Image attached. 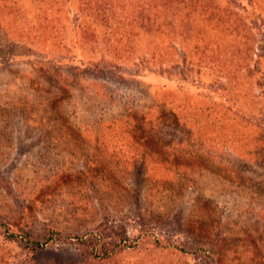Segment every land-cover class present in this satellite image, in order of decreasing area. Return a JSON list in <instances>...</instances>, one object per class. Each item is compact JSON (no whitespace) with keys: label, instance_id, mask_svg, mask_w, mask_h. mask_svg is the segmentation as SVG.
Masks as SVG:
<instances>
[{"label":"rangeland","instance_id":"1","mask_svg":"<svg viewBox=\"0 0 264 264\" xmlns=\"http://www.w3.org/2000/svg\"><path fill=\"white\" fill-rule=\"evenodd\" d=\"M199 1L117 52L78 0H0V264H264V0Z\"/></svg>","mask_w":264,"mask_h":264},{"label":"trees","instance_id":"2","mask_svg":"<svg viewBox=\"0 0 264 264\" xmlns=\"http://www.w3.org/2000/svg\"><path fill=\"white\" fill-rule=\"evenodd\" d=\"M125 2L133 6V13H129V16L123 21L118 20L121 16L119 10H122V7L125 6ZM82 3L83 8H85L86 13L84 16L81 15L83 24L78 26L82 28V33L86 34L89 37V40L92 38L100 39L104 37L105 46H114V51L119 52L120 47L119 43L114 45L115 40L119 38V33L123 31L125 21L130 20L131 16L133 22L139 27L143 26L145 29L148 27V30L152 29L156 20L159 18L158 7L161 8L163 14H167L169 10L181 9L180 12H187L183 15L185 18H189L190 15L198 10V7H202L203 4L205 9H209L211 5H206L198 0H78V4ZM161 14V13H160ZM211 17L214 16V13H211ZM122 18V17H120ZM148 26L145 25V23ZM95 28H103V34L98 37V33ZM114 58H116L114 56ZM103 231H97L90 235L89 239H85L90 246L93 247L94 254L103 255L105 257L113 255V248H116L124 239L125 231L122 230L120 233L111 234V240L107 243L108 237L106 234L102 233ZM170 246L164 247L163 249H169ZM175 250V247H172ZM112 249V250H110Z\"/></svg>","mask_w":264,"mask_h":264}]
</instances>
